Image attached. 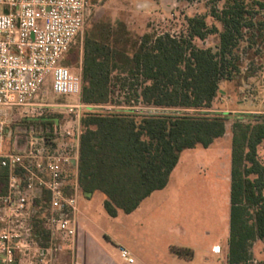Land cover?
<instances>
[{
    "label": "trees",
    "instance_id": "trees-1",
    "mask_svg": "<svg viewBox=\"0 0 264 264\" xmlns=\"http://www.w3.org/2000/svg\"><path fill=\"white\" fill-rule=\"evenodd\" d=\"M255 5L258 8L245 0H224L220 9L213 7L210 15L220 22V30L200 15L188 18V32L180 36L144 33L132 40L123 22L115 30L111 24L96 23L83 33L81 100L129 107L88 112L81 119L78 187L84 194L103 193L109 216L119 210L132 212L153 191L164 188L184 149L206 148L224 135L227 118L202 111L211 107L220 82L241 71L237 49L247 31L259 24L255 17L264 9V0ZM211 34L218 35L214 49L193 42ZM138 104L163 112L144 114L133 108ZM247 117L231 125L227 264H252L250 246L264 239V165L257 157L258 145L264 144V114ZM27 120L48 125L45 129L53 135L52 116ZM8 177L9 169L0 166V195L7 192ZM47 204L43 192L32 205L33 236L43 247L48 240L43 223ZM170 249L192 255L189 248ZM17 261L14 255L10 264Z\"/></svg>",
    "mask_w": 264,
    "mask_h": 264
},
{
    "label": "rangeland",
    "instance_id": "rangeland-1",
    "mask_svg": "<svg viewBox=\"0 0 264 264\" xmlns=\"http://www.w3.org/2000/svg\"><path fill=\"white\" fill-rule=\"evenodd\" d=\"M256 0H245L249 7L254 6ZM94 6L84 26L83 33L93 28L96 23L111 24L116 29L118 22H123L132 40H136L144 33L160 34L168 32L175 36L186 35L188 32V18L205 16L209 26L221 29L210 11L213 7L221 8L224 0H93ZM259 24L248 30L237 53L241 59V71L231 80H222L219 91L213 99L217 110L215 113L227 118L225 134L212 142L206 148L196 145L184 149L171 171L169 181L163 189L153 191L141 201L139 207L130 213L119 210L115 217L109 216L102 206L103 193L95 191L91 194H79L80 202L86 203V213L90 219L102 225L110 234L129 241V237L136 239L138 246L145 253L152 250H163L166 244L180 239V232L187 236L197 246L194 264H208L204 259V250L219 252L214 243L220 239L222 233L223 198L215 192V186L229 195L230 162L229 149L231 146V125L236 118L264 114V9L256 15ZM259 27V29H258ZM193 42L199 47H212L218 44V35L211 34L204 39L194 38ZM82 40L78 38L63 60L64 65L72 72L81 75ZM225 89L236 98H221L220 89ZM81 97V95H80ZM237 100L247 107H240ZM42 101L51 103L45 115L56 119L53 128H58L70 121L62 104L70 99L57 97L50 90H46ZM80 116L88 112L123 111L128 106L116 103L89 104ZM144 114L161 113L163 109L154 106L138 104L133 107ZM223 110H227L224 112ZM192 112V111H190ZM202 113H208L202 111ZM211 114V113H208ZM19 111L11 121L5 124L3 144L7 152H21L25 147V134L28 128H43L42 132L50 137L48 125L39 122H29ZM35 119V118H31ZM219 156V157H218ZM257 157L264 165V144L257 147ZM218 159V160H217ZM217 174L222 182L217 183ZM228 205V204H227ZM183 235L181 234V237ZM251 263L264 264V239L255 240L250 246ZM122 260V259H121ZM217 264H221L217 261Z\"/></svg>",
    "mask_w": 264,
    "mask_h": 264
},
{
    "label": "built area",
    "instance_id": "built-area-1",
    "mask_svg": "<svg viewBox=\"0 0 264 264\" xmlns=\"http://www.w3.org/2000/svg\"><path fill=\"white\" fill-rule=\"evenodd\" d=\"M92 1L0 0V166L9 169L7 192L0 195L2 264H10L14 255L17 264H55L57 238L75 241L80 230L79 118L91 105L81 100V75L63 60L76 40H82ZM46 90L71 100L62 104L70 121L52 128L50 137L43 128H28L23 150L4 153L6 122L17 111L30 119L45 115L53 106L42 101ZM43 192L48 196L45 247L33 236L31 223L32 205ZM119 252L133 262L127 248L120 246Z\"/></svg>",
    "mask_w": 264,
    "mask_h": 264
},
{
    "label": "crops",
    "instance_id": "crops-1",
    "mask_svg": "<svg viewBox=\"0 0 264 264\" xmlns=\"http://www.w3.org/2000/svg\"><path fill=\"white\" fill-rule=\"evenodd\" d=\"M220 92L222 94L221 98L223 99L229 97L230 100H234L236 98V96L234 97L233 95H231V93H229L225 89L221 88ZM236 102H238V105L240 107H247L246 103L241 104V100H237ZM215 107L216 106L213 104L211 105L210 108L204 109L203 111L213 114L215 113V110H217ZM223 111L227 112V110H223ZM226 129H227V123H225V132ZM214 141H216V139ZM2 149L4 153H7V151L5 150V143L3 144ZM230 152H231V146L229 149V157H230L229 162L231 164ZM216 180L217 183L221 184L222 179L221 177L218 176V174ZM229 188H230V177H229ZM219 189L220 188H218V185L216 184L214 190L215 192L221 193L222 194L221 196L223 198L224 209H223V214L221 216L223 229L220 239L217 242H215L213 245V247L217 246L219 252H213L214 257H211L209 255V252L206 251L207 249L203 251L204 259L208 264H217V261H220L221 264H227L228 237H229V195L227 198L226 196H224L225 191L223 192V190L220 191ZM37 194L40 193L37 192ZM85 204H87V202L86 203H83V201L80 202L78 196L80 230L77 234V237L75 238V241H70L69 239L62 238L60 236L57 238V242L59 243L60 248L54 254L55 264H194L195 263L194 261L197 255V246L192 242V240L189 237H186L187 234L185 231L181 230L179 236L180 239H176V241L173 243L168 242L166 244V247L162 251L157 249L155 250L151 249L150 251L144 253L142 249L138 246L136 239H132V236L129 237V241H126L123 237L118 238L113 233L112 234L108 233V231L102 225L92 221L89 215L86 213V209L88 205ZM102 206H103V202H102ZM181 234L183 235L182 237ZM120 246H123L129 250L131 257L133 258V262L129 263L120 257V252H119ZM171 246L189 248L192 251V255L190 257L178 255L171 251L170 249Z\"/></svg>",
    "mask_w": 264,
    "mask_h": 264
},
{
    "label": "water",
    "instance_id": "water-1",
    "mask_svg": "<svg viewBox=\"0 0 264 264\" xmlns=\"http://www.w3.org/2000/svg\"><path fill=\"white\" fill-rule=\"evenodd\" d=\"M5 12H6V10H5ZM2 257H4V255L3 254H0V258H2ZM0 264H2V263L0 262Z\"/></svg>",
    "mask_w": 264,
    "mask_h": 264
}]
</instances>
